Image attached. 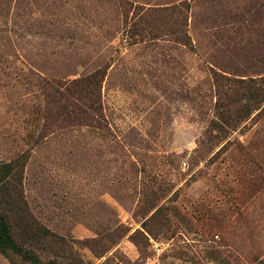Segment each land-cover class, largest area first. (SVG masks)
Here are the masks:
<instances>
[{
    "label": "rangeland",
    "instance_id": "1",
    "mask_svg": "<svg viewBox=\"0 0 264 264\" xmlns=\"http://www.w3.org/2000/svg\"><path fill=\"white\" fill-rule=\"evenodd\" d=\"M97 69L99 121L59 119L42 80ZM21 153L62 238L42 261L264 264V0H0V160Z\"/></svg>",
    "mask_w": 264,
    "mask_h": 264
},
{
    "label": "trees",
    "instance_id": "2",
    "mask_svg": "<svg viewBox=\"0 0 264 264\" xmlns=\"http://www.w3.org/2000/svg\"><path fill=\"white\" fill-rule=\"evenodd\" d=\"M102 78L103 71L97 69L70 81L42 80V87L59 119L91 125L101 118L97 96ZM26 160L24 153L8 161L0 160V253L20 256L30 264H58L54 260L42 261L32 251L33 247H45L62 238L40 223L28 208L22 190ZM12 264L16 262L12 260ZM73 264L86 263L77 260Z\"/></svg>",
    "mask_w": 264,
    "mask_h": 264
}]
</instances>
